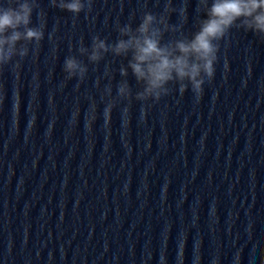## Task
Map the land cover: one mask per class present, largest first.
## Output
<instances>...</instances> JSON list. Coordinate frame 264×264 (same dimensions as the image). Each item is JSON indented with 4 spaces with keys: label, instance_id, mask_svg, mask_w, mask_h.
<instances>
[{
    "label": "clouds",
    "instance_id": "clouds-1",
    "mask_svg": "<svg viewBox=\"0 0 264 264\" xmlns=\"http://www.w3.org/2000/svg\"><path fill=\"white\" fill-rule=\"evenodd\" d=\"M94 3L95 0H49L51 7L72 14L74 19L81 13L88 16ZM198 5L203 16L198 19L196 31L189 35L184 34L182 28L169 24L168 14L173 9L171 0H165L160 13L145 7L135 26L131 20L117 21L115 40L109 41L99 34L93 35L87 46L81 40L76 46L78 55L64 58L63 82L75 80L77 85L82 84L88 77L89 65L98 66L108 54L126 58L127 63L118 69L122 79L115 86V95L111 84L113 69L105 65L102 78L108 79L109 83L101 91V100L106 126L113 110L123 105L121 113L126 127L128 109L133 101L140 105L141 119L173 92L179 96L191 93L193 102L198 104L205 86L215 80L221 41L233 27L251 31L264 39V0H198ZM38 10L39 0H0V71L5 68L19 71L25 58L38 52L45 38L46 25L44 12ZM34 12H38L39 24H33ZM49 39H52L51 35ZM79 57H86L87 63ZM129 74L138 85L135 91L129 83ZM100 79L97 78V88ZM88 99L90 130L96 119L97 105L93 97Z\"/></svg>",
    "mask_w": 264,
    "mask_h": 264
}]
</instances>
